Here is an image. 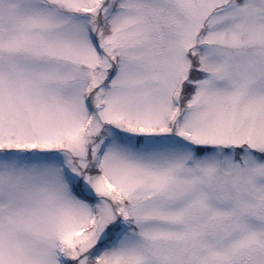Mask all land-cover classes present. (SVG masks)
<instances>
[{
  "label": "snow or ice",
  "instance_id": "6c2138e0",
  "mask_svg": "<svg viewBox=\"0 0 264 264\" xmlns=\"http://www.w3.org/2000/svg\"><path fill=\"white\" fill-rule=\"evenodd\" d=\"M0 264H264V0H0Z\"/></svg>",
  "mask_w": 264,
  "mask_h": 264
}]
</instances>
